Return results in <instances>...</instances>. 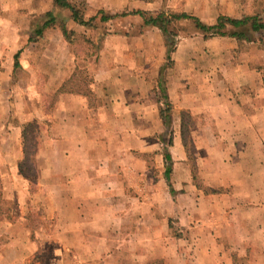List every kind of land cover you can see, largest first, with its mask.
Masks as SVG:
<instances>
[{
    "label": "crops",
    "instance_id": "1",
    "mask_svg": "<svg viewBox=\"0 0 264 264\" xmlns=\"http://www.w3.org/2000/svg\"><path fill=\"white\" fill-rule=\"evenodd\" d=\"M89 1L97 8L115 10L128 2ZM52 8V0H0L2 201L31 200L35 205L38 199L29 194V180L22 173L26 145L37 169L35 184L44 197L42 214L54 221L50 226L57 245L75 250L78 264H100V258L103 264H116V248L129 253L137 264L161 260L163 264H264V82L257 68H264V46L249 43L243 50L235 39L219 37V80L207 79L201 85L205 79L198 74L200 86L189 85L190 65L177 61L174 66L179 69L173 68L167 77L169 100L193 116L208 114L209 131L199 136L219 137V173L207 176L219 180V194L188 193L191 202L198 200L202 208L208 200L209 207L204 213L184 210L187 220L202 218L180 229L189 239L177 238L169 226L170 214L160 216L158 193L140 198L141 194L129 192L128 184L137 188L146 167L145 97L156 96L159 103L144 66L131 63L134 53L115 44L125 43V34L104 36L97 65L84 60L87 53L80 58L66 38L69 33L63 34L68 26L86 30L71 19H55L34 35L44 19L31 18ZM158 75L159 71L153 76ZM16 76L22 89L17 83L12 87ZM43 93L50 96L48 108L37 106ZM153 117L159 132V112ZM35 118L44 120L46 128L40 142L28 147L26 128ZM179 141L172 138L169 154L176 151L184 160ZM171 205L172 210L176 205ZM23 215L6 227L25 231L32 248ZM14 260L11 264L28 261Z\"/></svg>",
    "mask_w": 264,
    "mask_h": 264
},
{
    "label": "rangeland",
    "instance_id": "2",
    "mask_svg": "<svg viewBox=\"0 0 264 264\" xmlns=\"http://www.w3.org/2000/svg\"><path fill=\"white\" fill-rule=\"evenodd\" d=\"M74 3L82 0H72ZM86 5L84 11L85 18L94 14L96 10L103 9L111 14H120L122 12L129 13L133 10H144V6H149L145 11L156 14L157 12H186L198 17L202 22L212 24L219 15H227L233 17H240L243 15L253 14L254 12H262L264 10V0H128L127 5L120 10L97 8L89 0H83ZM26 11V10H25ZM56 14V19H70L68 10L57 9L53 10ZM23 17V15H22ZM42 15H36L31 19H40ZM30 19V18H29ZM42 19V18H41ZM98 19V18H96ZM111 23L100 24L97 23V28H88L86 30H74L73 28L66 29L67 39L71 40L76 54L81 58L88 54V59L85 61L93 64H98L100 53L103 50L104 36L100 33L106 31L113 36H124V45L133 52L130 56L131 63H137L144 66L146 79L151 80L153 85V92L158 94L159 103L156 96L151 100L145 97L144 111V144L143 157L145 160V168L143 180L138 187L128 184L129 192L141 194L140 198L145 194L152 192L158 193L156 205L160 209V216H169V226L172 229L173 236L177 238L189 237L180 231L184 229L183 226L196 223L202 218L187 220L184 216V210L192 209L204 213L203 209L209 207V201H205V205L200 207L198 200L192 202L195 204L192 207V202L189 200L188 193L194 195L199 194H219V180L214 181L215 178L209 179V175H217L219 173V143L217 136L200 135V132L207 131L209 120L207 113L201 115H192L190 110H183L180 108L178 102H173L170 99V110L168 113V124H164L159 115L160 131L155 130V117L153 114L159 112V108H165L164 100L162 99V89L157 85L156 76L160 70L161 65L165 62V45L161 32L158 28L143 25L141 17L138 15H125L113 18ZM176 33V45L174 51L171 53V66L164 71L165 85L167 92V77L171 70L179 69L175 67V62L178 65H190L192 78L189 80V85L200 86L204 81L219 80V37H205L199 31L195 30L188 21H181L176 23L173 27ZM230 38V37H225ZM111 43V47L115 46ZM249 44H244L240 49L247 50ZM259 46H262L259 44ZM179 48L178 52L175 51ZM239 48V47H238ZM262 48V47H261ZM91 56H96L91 57ZM126 58L127 56H121ZM129 58V59H130ZM94 61V62H93ZM159 69V70H158ZM195 76H194V75ZM203 75L204 79L200 80V84L196 85V75ZM18 76L13 81V86L19 84L20 89L22 82H17ZM16 84V86H17ZM22 87V88H21ZM2 89H0V94ZM38 91V90H37ZM151 92V91H150ZM178 93L177 91H175ZM14 95V93H13ZM193 95V94H192ZM39 103L37 106L48 108L50 96L43 93L38 97ZM46 124L44 120L35 118L26 128L28 143L30 146L38 144L41 140L40 133L45 130ZM207 129V130H206ZM209 131V130H208ZM174 132H178L174 135ZM179 138V145L177 146L185 154L184 160L178 159V153L173 151L172 156V172L170 174V183L174 186V194L169 195V188L164 177L165 163L163 161V152L169 151L172 144V138ZM202 145V146H201ZM201 146V148H200ZM132 149V148H131ZM211 149V150H209ZM139 153V152H138ZM171 153V152H170ZM174 159V160H173ZM181 161H183L181 163ZM185 162V165H184ZM33 160L29 161L27 165L23 166L22 173L29 180L28 192L33 197L35 194L38 199L31 204V200H26L21 203L10 199L2 201V215L0 216V264H11V261L18 260L20 257H26L25 264H78L73 256L72 248H62L57 245L56 232L52 231L51 218L42 214V204L44 201L43 195L39 194L38 186L35 184L37 178V169L33 165ZM186 167V168H185ZM203 171V175L200 173ZM190 176L189 182L185 178ZM179 195L178 193H181ZM184 193L187 195L184 196ZM200 195V194H199ZM195 196L190 199H194ZM171 199L173 200L171 202ZM178 199V200H177ZM213 199V197H212ZM171 203H175V207L171 210ZM189 203L191 204L189 206ZM197 203V204H196ZM214 203V201H212ZM26 220L27 232L26 236L31 239V247L27 246V239H25V231L17 227L16 231H9L7 224L18 222L22 216ZM204 217V216H203ZM188 221V222H187ZM11 235V236H10ZM117 262L116 264H137L134 258L129 253L119 248H116ZM182 254V253H180ZM100 264H103L100 258ZM162 261V260H161ZM159 261H152L148 264H163ZM18 262V261H17ZM21 264V263H20ZM24 264V263H23ZM80 264H89L85 261ZM91 264V263H90ZM96 264V263H94Z\"/></svg>",
    "mask_w": 264,
    "mask_h": 264
},
{
    "label": "trees",
    "instance_id": "3",
    "mask_svg": "<svg viewBox=\"0 0 264 264\" xmlns=\"http://www.w3.org/2000/svg\"><path fill=\"white\" fill-rule=\"evenodd\" d=\"M53 8L42 14V19L44 21L42 24L33 31L34 35L41 34L45 28L54 23L56 19V14L53 10L65 9L69 12V17L71 20L77 24L88 28H97V23L107 24L111 23L117 16L125 15H138L143 21V25L152 26L159 29L163 36L165 45V62L161 65L159 70V75L157 77V85L162 89V99L165 103V108H159V115L162 118L164 124H168V113L170 110V100L166 92L164 71L171 66V53L174 51L176 45V33L173 31V26L181 21H188L195 30L199 31L205 37H230L237 41L239 44V49L244 44L257 43L264 46V10L260 13L254 12L253 14L243 15L240 17H233L227 15H219L215 22L212 24H207L202 22L198 17L186 13V12H157L156 14H151L145 10H133L129 13L122 12L120 14H111L103 9H98L94 14L85 18L84 11L87 9L86 5L81 2L74 3L72 0H52ZM40 18V19H41ZM98 18V19H96ZM63 34L66 35V29L63 27ZM101 35L110 34L107 31L105 33H100ZM30 40V39H29ZM18 65V53L14 55V66ZM262 74V80L264 82V68L257 67ZM81 80V77L79 76ZM71 82V79H69ZM61 88L60 90H62ZM28 147L30 146L27 142ZM163 161L165 163L164 167V177L166 184L169 188V194H174V189L170 183V174L172 172V159L169 151L163 152ZM33 160L32 153L27 151L25 145V153L23 158V164L27 165L29 161ZM1 183H0V216L2 212V198H1Z\"/></svg>",
    "mask_w": 264,
    "mask_h": 264
}]
</instances>
